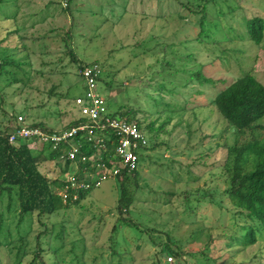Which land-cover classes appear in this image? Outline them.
Wrapping results in <instances>:
<instances>
[{"label": "rangeland", "instance_id": "1", "mask_svg": "<svg viewBox=\"0 0 264 264\" xmlns=\"http://www.w3.org/2000/svg\"><path fill=\"white\" fill-rule=\"evenodd\" d=\"M181 1L0 0V62L7 60L0 67V131L11 130L17 115L51 128L79 118V66L96 61L107 110L120 116L128 108L125 117L137 119L147 138L137 153L135 196L134 178L123 182L127 211H117L121 181L113 177L77 204L40 219L27 215L18 229L27 233L29 251L21 264L32 260L38 242L42 258L34 264H264L261 237L227 247L241 220H232L218 162L226 146L251 133L234 131L211 103L218 88L245 72L264 85V38L256 45L245 27L246 18L264 19V0H238L229 14L218 12L226 10L220 0L199 14ZM257 122L264 126V117ZM61 163L47 160L40 170L54 179ZM8 202L0 199L2 241L19 235L18 201ZM17 244L6 249L14 253ZM174 251H182L179 258L167 254Z\"/></svg>", "mask_w": 264, "mask_h": 264}, {"label": "trees", "instance_id": "2", "mask_svg": "<svg viewBox=\"0 0 264 264\" xmlns=\"http://www.w3.org/2000/svg\"><path fill=\"white\" fill-rule=\"evenodd\" d=\"M220 1L226 5L225 12L221 8L218 10L222 14L234 12L239 7L237 4L238 0ZM214 3L215 0H186L185 5L182 2L181 6H185L188 12L199 14V12L204 13L205 7H208L210 4H218ZM245 27L249 39L256 45H259L264 38V19L257 15L246 18ZM15 32H18V29H15L13 32L10 31V34ZM69 39L70 35L67 33L64 40L68 47L70 59L75 60L76 55L72 48L68 46ZM6 62L7 60L3 57L0 67L6 64ZM93 64L99 65L96 61L80 64L79 72L83 67ZM100 74L96 77L97 82ZM211 103L214 104L218 113L231 124L234 131L244 132L249 130L251 133L249 140L241 144L236 142L226 146L224 149L225 155L218 162V165H221L223 168L226 183L225 189L221 192L228 197L233 209L231 213L232 220H241L240 225L234 222L239 227L238 230L233 231L229 235L232 241H229L227 247H235V245L248 247L253 245L259 237L264 239V132L260 137L255 133L257 128L264 130V126H259L257 122L264 117V85L256 79L251 71L245 72L223 87L218 88ZM113 114L116 115L115 113ZM128 114L129 109L127 108L118 115L122 118L135 121L143 130L137 119L125 117ZM84 120L83 117L76 118L65 127L75 126ZM34 125L42 126L39 123H34ZM12 129L9 130L7 126H4V129L0 131V199L4 195L8 196L9 206L12 205L13 199L18 201L16 229L19 235L17 238L11 240H7L8 237H4V241L0 239V248H4L5 250L4 256L0 252V264H21L24 256L28 254L27 233L22 234L18 230L21 228V224L27 215L31 216L36 212L40 219L43 215H50L60 208L79 203L88 192L94 189V187L84 190L68 188L67 192L70 193V196L75 193L77 194V199L71 201V198H69L64 202L62 197L59 196L58 191L63 190L65 185L68 184L63 180V175L68 171V162H66L64 168L57 165L60 175L54 179H50L45 173L41 172L40 166L45 161L54 160L59 157V154L68 151L70 149L68 144L66 142L62 143L60 150H50L48 146H41L39 151H34L28 147V143L26 142L17 141L10 143L8 135ZM106 140L104 143L108 144ZM80 150L87 156H90L96 151V146L89 143H81ZM108 150L110 153L112 152L111 144H108ZM89 165L90 163L88 162L84 166L87 167ZM91 171H94V168ZM136 176L137 169L130 173H127L125 170L121 171L120 195L117 204V211L120 214L127 211V209L121 206L120 202L122 200H126L127 202L130 199L127 195V191L130 190L124 186L123 182L128 180V178H134L135 186L132 188L134 189L132 194L135 196L136 189L139 186ZM76 178L80 179L81 177L76 175ZM40 223L44 227V233L49 232V227L44 222ZM2 227L3 218L0 216V233ZM14 242L18 244L14 246L15 250L12 253V250H7L6 246ZM167 244H170L168 240ZM36 247L37 251L34 252V256L28 264H34L37 259L42 258L43 249L39 242L36 243ZM169 249L164 248L167 251ZM167 254L179 258L182 251H174Z\"/></svg>", "mask_w": 264, "mask_h": 264}, {"label": "built area", "instance_id": "3", "mask_svg": "<svg viewBox=\"0 0 264 264\" xmlns=\"http://www.w3.org/2000/svg\"><path fill=\"white\" fill-rule=\"evenodd\" d=\"M84 81L85 92L75 98L80 117L85 120L75 126L51 128L36 126L27 122L22 115H17L13 129L8 135V141L28 143V147L48 146L50 150H60L66 142L70 149L59 154L61 168L68 162V171L63 180L68 184L58 194L63 201L77 199V194L67 192L68 188H96L108 178L121 177V171L127 173L137 169L138 151L147 146V138L135 121L114 115L106 108L105 101L98 92L96 77L100 74L99 65L85 66L80 70ZM76 139V140H74ZM107 139V140H106ZM112 145V152L108 144ZM81 143L96 146V151L87 156L80 150ZM89 166H84L87 163ZM94 168V171L91 169ZM76 175L81 178L77 179ZM171 257L168 260L171 261Z\"/></svg>", "mask_w": 264, "mask_h": 264}]
</instances>
